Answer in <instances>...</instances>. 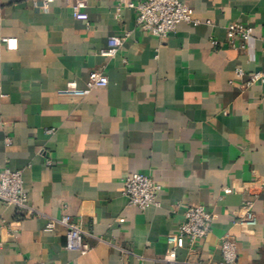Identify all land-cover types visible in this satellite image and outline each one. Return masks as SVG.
<instances>
[{
  "label": "crops",
  "instance_id": "1",
  "mask_svg": "<svg viewBox=\"0 0 264 264\" xmlns=\"http://www.w3.org/2000/svg\"><path fill=\"white\" fill-rule=\"evenodd\" d=\"M74 1L0 0V168L22 171L35 209L0 200V264H219L226 233L240 264H264V84L247 83L264 70V0H183L194 21L165 40L122 0H89V22L74 18ZM233 22L253 37L230 42ZM126 31L117 54L101 53ZM93 70L108 85L66 94ZM131 172L161 185L159 205L130 204ZM248 198L254 226L237 221ZM192 203L216 214L212 230L196 254L186 243L163 261ZM63 215L85 232L87 254L66 249L61 224L46 230Z\"/></svg>",
  "mask_w": 264,
  "mask_h": 264
},
{
  "label": "built area",
  "instance_id": "2",
  "mask_svg": "<svg viewBox=\"0 0 264 264\" xmlns=\"http://www.w3.org/2000/svg\"><path fill=\"white\" fill-rule=\"evenodd\" d=\"M53 0H43L42 8L48 10ZM89 0H75L73 3V16L76 19L89 22L88 13ZM127 5L137 11V27L150 33L161 40L167 39L175 32L180 22L194 21L193 9L183 0H140L138 2L122 0L119 8ZM254 29L251 26L240 22H233L227 28V35L230 42L236 39L244 41L253 37ZM130 32L126 31L120 35H112L109 38L108 47L101 53L105 56H113L119 52L124 45ZM10 48L17 47V40L7 41ZM264 48V47H263ZM239 74L243 72L239 70ZM109 78L102 71L93 70L85 88H80L77 82L71 81L67 84L66 94L75 96H86L95 87L106 86ZM249 85L264 84V70L255 71L247 81ZM52 131V130H50ZM124 193L131 205L145 210L152 205H159L158 191L161 185L151 176L142 172L128 173L123 179ZM227 192H233L228 188ZM0 200L7 206H16L19 210L33 213L34 208L28 204V194L24 189L23 174L20 170H12L9 167L0 168ZM238 223L245 226H254L257 223L255 212V200L248 198L236 211ZM216 214L199 203L190 204L186 211L184 220L179 224L176 232L169 234L168 243L170 250L163 257V261L177 262V250L189 243L190 254L198 252V241L206 238L212 230ZM57 224L64 226L66 230V244L68 250L78 251L80 254H87L92 246L85 239V232L78 222L70 215H63L60 218H49L46 230H54ZM223 260L219 264H240L237 253V239L234 235L226 233L221 240ZM44 264V263H31ZM194 264H205L201 261Z\"/></svg>",
  "mask_w": 264,
  "mask_h": 264
}]
</instances>
